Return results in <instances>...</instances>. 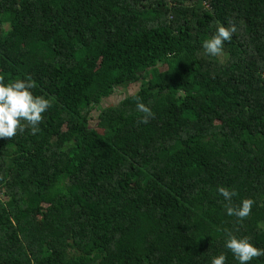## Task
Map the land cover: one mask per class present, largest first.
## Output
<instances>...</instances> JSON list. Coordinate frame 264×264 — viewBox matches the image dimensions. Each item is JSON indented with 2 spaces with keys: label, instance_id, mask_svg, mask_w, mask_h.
Returning <instances> with one entry per match:
<instances>
[{
  "label": "trees",
  "instance_id": "trees-1",
  "mask_svg": "<svg viewBox=\"0 0 264 264\" xmlns=\"http://www.w3.org/2000/svg\"><path fill=\"white\" fill-rule=\"evenodd\" d=\"M218 25L236 32L210 56ZM24 78L51 107L0 139V264H238L227 233L264 249V0H0V82Z\"/></svg>",
  "mask_w": 264,
  "mask_h": 264
},
{
  "label": "clouds",
  "instance_id": "clouds-1",
  "mask_svg": "<svg viewBox=\"0 0 264 264\" xmlns=\"http://www.w3.org/2000/svg\"><path fill=\"white\" fill-rule=\"evenodd\" d=\"M235 32V25H218L214 35L205 40L202 47L208 55L219 56L224 42L229 41ZM35 86L27 78L16 79L7 84L0 82V139L13 138L18 131L23 132L28 126L33 135L39 131L43 114L51 107V101L34 95L32 89ZM137 109L143 114L140 122L148 123L152 117L151 109L139 101ZM218 192L227 202L225 210L228 216H235L241 221L249 216L254 200L243 199L238 206H233L231 202L236 195L235 191L221 186ZM225 248L233 254L238 264H251L255 258L264 257V249L255 246L246 237H237L231 233L226 234ZM225 260V254L221 253L211 258V264H225Z\"/></svg>",
  "mask_w": 264,
  "mask_h": 264
},
{
  "label": "rangeland",
  "instance_id": "rangeland-1",
  "mask_svg": "<svg viewBox=\"0 0 264 264\" xmlns=\"http://www.w3.org/2000/svg\"><path fill=\"white\" fill-rule=\"evenodd\" d=\"M138 86L139 84L137 83V84L129 86L128 88H118L115 91V93L109 98L105 99L101 105L106 106V105L118 102L122 97L126 95V93L129 94V93L135 92ZM97 112H98V109H93L92 112L90 113V116L96 117ZM93 120L92 122H94Z\"/></svg>",
  "mask_w": 264,
  "mask_h": 264
}]
</instances>
